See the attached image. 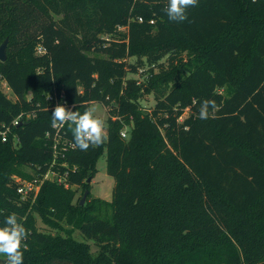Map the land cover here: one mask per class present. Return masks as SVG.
Masks as SVG:
<instances>
[{"label":"trees","instance_id":"1","mask_svg":"<svg viewBox=\"0 0 264 264\" xmlns=\"http://www.w3.org/2000/svg\"><path fill=\"white\" fill-rule=\"evenodd\" d=\"M166 5L0 0V126L23 113L0 139V226L18 214L24 264H264V0H199L183 23ZM54 93L80 113L113 103L107 139L60 159L75 188L47 180L35 200L21 199L13 176L45 172L52 159ZM206 99L217 107L201 120ZM73 127L62 129L72 142ZM105 148L108 216L77 197ZM36 215L57 232L41 231Z\"/></svg>","mask_w":264,"mask_h":264},{"label":"clouds","instance_id":"2","mask_svg":"<svg viewBox=\"0 0 264 264\" xmlns=\"http://www.w3.org/2000/svg\"><path fill=\"white\" fill-rule=\"evenodd\" d=\"M198 4L199 0H167L163 11L169 21L183 23L188 20V9L197 7ZM216 107L214 100H203L197 118L209 119V110ZM51 118L53 127H63L66 123L74 125L72 129L74 149L87 152L90 147H98L107 139L105 122L97 118L91 108L80 113L58 103L51 112ZM19 220L18 214L12 213L5 217L4 225L0 226V255L6 257L5 264H24L23 250L28 248L24 241L27 240L29 232Z\"/></svg>","mask_w":264,"mask_h":264},{"label":"built area","instance_id":"3","mask_svg":"<svg viewBox=\"0 0 264 264\" xmlns=\"http://www.w3.org/2000/svg\"><path fill=\"white\" fill-rule=\"evenodd\" d=\"M139 20H143L142 17ZM65 97L59 98L57 93L48 94L47 99L52 104V106H56L58 103L65 104L68 108L72 109V105H68L64 99ZM30 116V114H28ZM23 121V113L18 115L12 123L9 125L4 124L0 126V139L2 141H7L13 126L21 124ZM66 125V124H65ZM64 125V126H65ZM63 127H54L55 133L54 137H52V159L48 163V168L45 172H32L31 178H26L20 175L13 176V183L17 187V191L20 194L21 199H33L37 197L43 183L47 180L55 181L58 184H62L67 188H75L74 184H71L68 181V173H69V164L65 161H60L62 157H65L67 151L74 149L73 143L70 141L66 135L62 132ZM130 126L127 128H123L121 131V135L124 138L129 136ZM47 136L51 138V132L47 133ZM15 144H18V138L15 136L14 138ZM62 167L65 168L62 171ZM75 168V167H74ZM41 169V166H38V170Z\"/></svg>","mask_w":264,"mask_h":264},{"label":"rangeland","instance_id":"4","mask_svg":"<svg viewBox=\"0 0 264 264\" xmlns=\"http://www.w3.org/2000/svg\"><path fill=\"white\" fill-rule=\"evenodd\" d=\"M124 30L125 29L123 28V31ZM131 60L134 61V58ZM2 89L11 99L15 100V95L13 94L11 88L8 86L7 83L5 82L2 83ZM224 92L225 94H228L227 89L224 90ZM142 103L146 108L153 107V105L155 104L154 96L152 94L145 95V98L142 101ZM113 106H114L113 103L107 106L98 101L92 102L90 104V108L94 110V115L97 118H100L105 122L106 133H107V120L109 117V112L111 111V108ZM186 115L187 113L183 117H185ZM127 126L129 125H126L124 128H127ZM28 170L32 171L29 168ZM90 182H91L90 189H88L89 193L86 196L84 203L81 204L80 202V204L85 205L86 203H91L92 200L97 199L99 203H98V206H96V210H98V212L103 215H107V216L110 215L111 206L109 205L108 201H112L113 189L115 186V178L112 175H110L107 171V149L106 148L102 156L97 161V170L94 176L92 177V180L89 181V183ZM85 191L83 192L82 188H80L77 192V197L79 198V196H81V200H82ZM36 225L43 232H47V233L57 232L56 227L50 224H47L38 215H36ZM62 225L68 229L73 228V225L71 223H68L67 221H63ZM74 235L76 236V238L80 240L85 239L78 229L76 230L74 229ZM92 246L94 250L97 249V246L95 244H93ZM0 264H2L1 259H0Z\"/></svg>","mask_w":264,"mask_h":264},{"label":"water","instance_id":"5","mask_svg":"<svg viewBox=\"0 0 264 264\" xmlns=\"http://www.w3.org/2000/svg\"><path fill=\"white\" fill-rule=\"evenodd\" d=\"M8 41H9V39H8V37H6L4 39V41L0 44V60H2V61H5L7 59V56H8L7 55ZM90 180H91V178L88 179V181H90ZM88 193H89V190L87 189L84 193L82 200H81V204L84 203L85 198L88 195Z\"/></svg>","mask_w":264,"mask_h":264}]
</instances>
